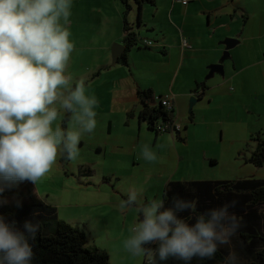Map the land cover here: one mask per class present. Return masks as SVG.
<instances>
[{
  "label": "crops",
  "instance_id": "1",
  "mask_svg": "<svg viewBox=\"0 0 264 264\" xmlns=\"http://www.w3.org/2000/svg\"><path fill=\"white\" fill-rule=\"evenodd\" d=\"M128 1L130 4L131 0ZM196 1H198V3H194ZM145 4L148 3H142V21L139 23V26H135L132 13H129V21L134 24L133 27L139 37H147V32L145 33L144 31H148V35L151 37H153V33H160L161 37H147L155 41L156 45L153 48L155 51L144 52L142 49L136 51L134 48H144V46L140 44L130 48L127 52V65H125L120 63L119 60L113 64L111 58V46L114 43H120L125 46L123 43L124 5L121 0H73L72 15L68 27L72 34L70 39L74 42L75 47L71 54L66 74L72 77L74 84L83 80L85 82L86 94L95 96L99 102L96 108L97 127L92 133L85 134L79 145L84 146L88 144L91 149H95V159L103 160V162L109 161L110 159L111 166L108 170L99 172L96 176L97 178H95L94 185H92L89 183L91 182L90 178L88 179V183H78L76 179H87H82L83 177L81 176L77 178L73 172L70 173L66 169L67 166L63 168V163L61 161V163H57V171L53 172L55 175L50 173L49 178L52 180V184L57 180H62L60 183L61 185L58 184L57 186L59 191V196L56 197L58 198V203H53L52 201L48 202L56 208L57 212L60 209L57 207L60 205L63 211L66 210V212L69 213L71 218L74 216L71 212L76 210L79 211L81 208L83 210L84 208H91L94 213L102 212L103 214L114 210L120 213V219L123 221V225L126 226L137 218L140 219L139 213L135 207H121L122 202L127 199V193L130 190L142 191L141 203L146 204L153 199L162 200L163 190L171 181H223L246 179L250 177L264 179V177H262L264 174V172H262L264 171V165L257 168L260 170H255V172L247 176H240L239 171L235 173L236 176L234 174L223 176L215 173H205V175H201L197 170L177 175L180 163L183 159L187 160V154L189 153V149H187L186 146V142H188V139H186L187 137H183V135L180 134L183 140H178L171 133L166 135L162 133L155 134L154 131L148 129L146 121L141 120L139 117V110L141 107L137 97V89L139 87L151 89L154 97L157 98L165 96L172 97L174 110L176 112L175 120L182 128L184 126L188 128L190 127L188 126L190 121L185 111L187 108V97L188 95L196 94L194 93L196 87H193L195 83L204 82L206 89L203 92L200 88L198 89V92H202V95L196 102L204 103L207 99L206 105L208 108H200L201 114L204 110L207 111L208 114L211 112L210 124L217 127V130L223 135L224 124L229 119L228 115L230 113V108L236 109L240 105L243 106L244 109L251 110V112L256 110V104H253L251 101L250 94L259 92L257 82L262 81L260 73H262V71L264 72V61L261 58L260 49L264 50V48L260 47V49H257L256 46H250L243 55L239 52L233 53L232 51H228L229 56L230 53L231 56L228 57V59L226 58V61H222L223 74L214 73L211 77L202 81L205 72H209L208 66L221 63L219 56L221 52L224 51L225 53V45L223 42L219 43L217 40H213L210 46H207L205 49L202 57H200L196 56L199 52L196 48H192V46L191 48H183L181 46L179 34L180 26L187 27V23L190 25L188 18L194 6L203 5L206 7L205 3L201 0H192L189 4L183 5L179 1H175L161 10L162 15L159 14L158 18H162L167 24L170 23V25L178 31V36L174 34V30L171 28L163 31L158 25L159 22H149L144 19L143 13L146 11ZM217 5L214 7L207 5L209 8L207 9L208 24L215 27L213 30L214 34L209 37L210 39H214L217 34L216 32H218L216 29L219 20ZM176 8L177 14L173 15ZM158 9L159 6H157V11ZM241 10L247 13L245 7ZM144 26L148 28L144 29ZM227 27L230 29L228 25ZM237 44H239V42ZM173 49L176 50L177 54L175 60V67L177 68L175 70L174 81L176 83L177 79H179L178 83H184V89L178 93H174L172 85L171 94L167 87H160L143 81L140 78V74L144 72L142 67H146L147 65L148 68H153V66L155 67L159 64L160 66L156 68H158L160 72H157L154 68L155 75L158 76L167 73L172 75L174 73L172 69L174 62ZM124 52L125 50L123 53ZM245 58H248L250 61L248 63H242L241 61ZM166 64L167 66H165ZM164 68H166L165 72ZM135 69L138 70L139 74L135 73ZM244 71L247 72L245 73ZM161 92H164V94L162 95ZM255 103L258 105L260 102L257 100ZM214 107L222 109V113L214 110ZM260 107H264V102L259 104V108ZM115 112L119 113L121 117L119 122L117 117L111 116ZM128 112L131 113V116H127ZM106 113L108 116L102 118V114ZM123 116L124 118L129 117L128 120L124 119V123ZM121 120L126 130L119 135L118 133H114V129L117 125H121ZM134 122L138 124L136 128H133ZM71 123V121H68L63 127L68 128L71 126ZM251 124L252 125L249 126L250 135L264 130L263 122ZM185 130L188 132V129ZM186 133L184 134L185 136L187 135ZM250 135L248 138H250ZM145 146H149V150L156 153V161L149 162L143 159L141 151ZM172 146L176 151V162L178 167L173 172L169 173V171L164 170L163 165L168 153L165 147ZM253 148L254 145H252L250 149L252 150ZM108 155L112 157L108 158ZM203 158L208 159L205 150L203 151ZM79 162L80 167L83 163H88L85 158L80 159ZM191 162H187V167H193ZM209 163L215 165L216 161L210 159ZM199 165L205 166V164L202 163H199ZM65 171L67 175H65ZM260 171L261 175L259 174ZM115 178L119 179V181L120 179H124L126 183H114L113 179ZM68 183L75 185L77 188L70 186ZM35 185L37 186L36 183ZM83 185H86V188ZM49 191L47 190V192ZM39 192L38 187H36L37 195L39 198H42ZM96 216L99 219H111L110 216L104 217L99 214ZM78 217H80V215H77L75 218L76 221H79ZM69 221L73 222L74 219H69Z\"/></svg>",
  "mask_w": 264,
  "mask_h": 264
},
{
  "label": "clouds",
  "instance_id": "2",
  "mask_svg": "<svg viewBox=\"0 0 264 264\" xmlns=\"http://www.w3.org/2000/svg\"><path fill=\"white\" fill-rule=\"evenodd\" d=\"M73 0H0V204L3 194L48 174L58 156L75 160L85 134L97 127L98 100L87 95L85 82L73 83L66 69L74 51L68 27ZM66 114L71 126L57 121ZM149 162L157 155L145 146ZM142 191L130 190L121 207H135L139 221L130 229L124 248L138 255L155 243L152 264L170 257L185 264L194 257L210 259L230 243L241 227L231 204L208 209L189 222L180 214L196 212V202L174 198L171 206L153 199L141 203ZM17 206L20 202L17 201ZM38 222L21 228L0 216V264H32L31 241ZM158 258V259H157ZM226 264H236L230 255Z\"/></svg>",
  "mask_w": 264,
  "mask_h": 264
},
{
  "label": "rangeland",
  "instance_id": "3",
  "mask_svg": "<svg viewBox=\"0 0 264 264\" xmlns=\"http://www.w3.org/2000/svg\"><path fill=\"white\" fill-rule=\"evenodd\" d=\"M195 1V0H194ZM203 3H205L206 7L203 5L200 6H194V8L191 11V14L189 15L188 23L186 24L187 27L180 26V34L179 38H185L188 40L192 46V48H196L199 50L196 56L202 57L204 54L205 49L207 46H210V44L214 41H218L219 43L223 42L226 38H233L236 39L239 44H237L235 47L229 49L228 51H232L233 53L239 52L241 55H243L244 52L248 50L250 46H256L257 49H260V47L264 48V0H201ZM156 3L154 5L148 3L145 4V9L143 18L148 20L149 22H159L158 25L160 29L163 31L167 30L168 28H171L174 30V34L178 36V31L173 28L170 23H166L165 20H162V18H158L159 14L162 15L163 8L168 7L171 2H175L174 0H156ZM198 3V1L194 2ZM220 3V4H218ZM218 4V5H217ZM131 9L129 13H132L134 18V23L137 25V11H138V5L135 2V0H131L130 2ZM193 5V4H191ZM199 5V4H198ZM215 6L217 5V13L219 15L218 20V26H216L217 31L216 37L213 39H210L209 37L214 34L213 30L215 27L213 25L208 24L207 20V9L208 6ZM157 6H159V9L157 11ZM245 7L247 10V13L242 12V8ZM160 10V11H159ZM177 8L174 10L173 15H176ZM158 15H156V14ZM182 15V14H180ZM244 15V16H243ZM183 16V15H182ZM227 25L230 27L228 29ZM138 26V25H137ZM147 26H144V29H147ZM147 34V37H151L148 35V31H144ZM154 32V31H151ZM152 34V33H151ZM144 37V36H143ZM153 37H161V34H154ZM151 37V38H153ZM194 40H193V38ZM242 41V43H241ZM169 43V41H168ZM222 45V44H221ZM240 46V47H238ZM152 48H134L136 51H139L142 49L144 52L148 51H155V49ZM261 50V58L264 61V50ZM231 56V53H230ZM228 56V57H230ZM173 71L174 73L172 75L170 74H160L155 75L154 74V68L157 72H160L157 66H160L159 64L157 66H153V68L142 67L143 71L140 74V78L152 85L156 86H164L167 87L170 93L172 94L171 86L173 85L174 93H178L181 90L184 89V83L180 84L179 79H177L176 83L174 81L175 77V70L177 67H175V60L177 57L176 50L173 49ZM227 57V55L224 54V51L221 52L219 59L220 61H224V58ZM227 57V59H228ZM226 59V60H227ZM225 60V61H226ZM250 60L248 58H245L242 60V63H248ZM167 66V64L165 65ZM207 67V66H206ZM264 70V68H263ZM166 71V68H164V72ZM245 73L247 71H244ZM135 73L139 74L138 70L135 69ZM208 74V71L205 72V74L202 77V81L206 79V75ZM262 76V81L257 82V87L259 88V92L255 94H250L251 101L253 104H256V110L252 111L248 109H244L243 106H238L236 109L230 108L229 111V119L224 124V133L223 135L220 134V131L217 130V127L212 126L210 124V114H208L207 111H203L201 114L200 108H206V101L204 103L196 102L192 107V113L194 115V121L190 122L188 124V132L187 130L184 131V129H181V134L183 137H187L188 142H186L187 149H189V153L187 154V160L183 159V161L180 163V167L177 170V175H180L182 173H188L193 172L194 170H197L201 175H205V173H215L218 175L223 176H230L235 175L239 171L240 176H247L251 173L255 172V170L258 167L253 166L250 163H245L244 157L249 155L251 151V146L254 145L252 141L249 140L248 136L250 135L249 132V126L253 124L264 123V107L259 108V104H262L264 102V72L260 73ZM199 83V82H198ZM193 87H196V83ZM162 95L164 92H161ZM195 95V94H194ZM193 97V95H188L187 97V118L189 117V104L190 99ZM258 103H255V101ZM208 108V107H207ZM214 110H216L219 113H222V109L219 107H214ZM108 114H102V118H106ZM112 117H117L118 122L120 121L121 117L119 113H113L111 115ZM124 119L128 120L129 117L123 116V123ZM189 120V119H188ZM68 121H71L68 114H66L60 121H57V123H60L61 127L64 126L65 123ZM121 125H117L114 129V133H118L119 135L123 133L126 128L123 126L122 120ZM138 124L134 122L133 128L137 126ZM253 127V126H252ZM187 132V133H186ZM187 134L186 136L184 134ZM162 134H168V133H162ZM182 137V138H183ZM175 138L178 139L177 136ZM180 140V139H178ZM179 144V143H178ZM181 145V144H179ZM80 149V155L75 160H67L66 163L63 164V168L67 166V170L71 173L73 172L77 178L79 176L83 177L82 179L87 180H78L76 181L78 183H88V179L90 178L91 182L90 184L94 185L95 178H97V174L101 171L108 170L111 166L110 159L109 161L103 162V160L95 159L96 153L95 149H91V147L86 144L84 146H78ZM165 150L168 151L167 156L165 158L164 162V170L169 171V173L173 172L177 167L178 164L176 162L177 155L174 147H165ZM206 151L207 158H203V151ZM111 155H108V158H111ZM85 158L88 163H83L80 167V159ZM61 157L58 156L56 163L52 167L51 171L46 174L44 177L40 178L35 185V187H38V190L41 193V200L51 204L48 201H52L53 203H58L59 191L57 189L58 184L62 180H57L54 184H52V180H50V173L57 171V163L60 162ZM210 159H213L216 161L215 165H211L209 163ZM192 161V162H191ZM187 162H191V165L193 167H187ZM199 163L205 164L199 165ZM202 166V167H201ZM240 169V170H239ZM63 170V169H62ZM262 170V169H261ZM264 172V171H262ZM85 173V174H83ZM54 174V173H53ZM81 174V175H80ZM90 176H88V175ZM261 175V171L259 172ZM55 175V174H54ZM65 175H67V172L65 171ZM238 175V174H237ZM264 177V174L262 175ZM115 182H122L126 183L124 179H113ZM35 184V183H34ZM70 186L75 187V185H72L68 183ZM77 184V183H76ZM91 185V186H92ZM86 188V185H83ZM94 187V186H92ZM51 188V189H50ZM50 189V191H49ZM47 190L49 192H47ZM156 190V189H155ZM154 190V191H155ZM49 193V194H47ZM152 193V192H151ZM154 197V196H153ZM46 200V201H45ZM52 205V204H51ZM57 208H60L57 212L58 218L62 219L64 221H68L71 226L78 227L81 231H83L86 235V245L87 246H94L98 247L102 250H105L109 254V262L110 264H142L146 254L144 251L138 255H133L129 251H127L124 248V241L131 235L130 229L139 221L137 218L135 221H132L128 223L126 226L123 225V221L120 219V213L114 210L109 211L106 214H103L102 212H96L94 213L91 208L84 210L81 208L79 211H73L71 214H74V216L71 218L69 213L63 211V208L58 205ZM97 209V208H96ZM102 215L104 217L110 216L111 219L106 218H98L96 215ZM77 215H80L79 221H76L75 218ZM124 216V215H123ZM69 219H74V221L70 222Z\"/></svg>",
  "mask_w": 264,
  "mask_h": 264
},
{
  "label": "trees",
  "instance_id": "4",
  "mask_svg": "<svg viewBox=\"0 0 264 264\" xmlns=\"http://www.w3.org/2000/svg\"><path fill=\"white\" fill-rule=\"evenodd\" d=\"M124 5L123 23L125 52L119 59L120 63L127 65V52L137 46L139 35L129 21L131 6L128 0H121ZM138 5L137 25L141 23L142 3L155 4L154 0H135ZM135 24V26H137ZM206 89L204 82L196 84L194 93L198 89ZM137 97L140 105L139 117L146 121L148 129L155 134L157 123H171L172 113L167 111L158 100L156 105H149L154 101V95L149 88H138ZM127 116H131L128 112ZM189 121H193V113L189 114ZM187 127L184 126V129ZM169 132V130H168ZM180 132L176 133L178 139L183 140ZM254 148L250 151L245 162L255 167L264 165V130L250 135ZM68 159L61 157L64 164ZM184 198L196 202V212L185 211L180 215L189 222H194L195 216L208 209L219 207L222 204H231L229 211L241 218V227L231 238L227 245L218 248L215 256L210 259L194 257L189 264H226L230 255H235L236 264H264V179L253 177L237 180L223 181H171L163 190L165 207L172 204L174 198ZM7 202L0 204V216L8 222L21 228L25 220L40 224V230L31 241L33 249L32 264H110L107 251L98 247L86 245V235L80 229L71 226L59 219L56 208L41 200L36 193L34 183H24L6 191L2 197ZM17 201L20 206H17ZM155 243L145 245L146 254L142 264H152L155 257ZM158 259V258H157ZM160 264H185L184 261L169 258Z\"/></svg>",
  "mask_w": 264,
  "mask_h": 264
},
{
  "label": "water",
  "instance_id": "5",
  "mask_svg": "<svg viewBox=\"0 0 264 264\" xmlns=\"http://www.w3.org/2000/svg\"><path fill=\"white\" fill-rule=\"evenodd\" d=\"M237 43H238V41L236 39H233V38H226L223 41V44L225 45V53L224 54L227 55V57L229 56L228 50L233 48L235 45H237ZM124 50H125V46L123 44H120V43H114L111 46V58H112L113 64H115L121 58ZM227 57H225L224 60ZM208 69H209V72L206 75V78L211 77L214 73H219L222 75L223 74L222 61H221V63L212 64V65L208 66ZM199 96L200 95L198 94V95H193V97H191L190 104H189V112L192 111V107L196 103Z\"/></svg>",
  "mask_w": 264,
  "mask_h": 264
},
{
  "label": "bare ground",
  "instance_id": "6",
  "mask_svg": "<svg viewBox=\"0 0 264 264\" xmlns=\"http://www.w3.org/2000/svg\"><path fill=\"white\" fill-rule=\"evenodd\" d=\"M175 1H178V0H175ZM192 0H190L187 4H189L190 2H191ZM180 2V1H179ZM181 3V2H180ZM182 4V3H181ZM187 4H185V5H187ZM184 5V4H183ZM149 39V40H151L152 42H153V47L156 45V43H155V41L154 40H152V39H150V38H147V37H139V41H138V43L137 44H140V45H142V46H144L142 43H141V40L142 39ZM183 38H181V40H182ZM185 39V38H184ZM188 41V40H187ZM188 43L190 44V42L188 41ZM182 46V45H181ZM190 46H191V44H190ZM144 48H152V47H145L144 46ZM204 91V90H203ZM202 91V92H203ZM202 92L201 93H199V92H197L195 95H200L199 96V98L201 97V95H202ZM166 97H169V96H165V97H159V98H157V97H154V101H152V102H150L149 103V105H156L157 103H158V100H160V103H161V99H163V98H166ZM169 98H171L172 99V97H169ZM173 101V100H172ZM164 106V105H163ZM164 108L167 110V111H170L171 113H172V122L171 123H166V124H162V123H160L161 125H164V126H167V128L164 130V131H161V130H158L157 129V126H158V124L159 123H157L156 124V130L157 131H159L160 133H165V132H167V133H171L173 136H176V133L177 132H181V129H184V127L182 128L181 127V125H180V129L179 130H173L172 129V127H173V124H174V122H177L176 120H175V110H174V106H173V109L172 110H168L165 106H164ZM190 113H192V112H190ZM189 113V114H190ZM168 130H169V132H168ZM185 130V129H184Z\"/></svg>",
  "mask_w": 264,
  "mask_h": 264
},
{
  "label": "built area",
  "instance_id": "7",
  "mask_svg": "<svg viewBox=\"0 0 264 264\" xmlns=\"http://www.w3.org/2000/svg\"><path fill=\"white\" fill-rule=\"evenodd\" d=\"M180 1L182 4H187L190 0H178ZM141 43L145 46V47H153V42L149 39H142ZM181 45L183 48H191L190 44L188 43V41L186 39H182L181 40ZM161 104L164 105L168 110H172L173 109V101L171 98L166 97L161 99ZM167 128V126L161 125L160 123L157 126L158 130L164 131ZM172 129L174 130H179L180 129V124L178 122H174Z\"/></svg>",
  "mask_w": 264,
  "mask_h": 264
}]
</instances>
